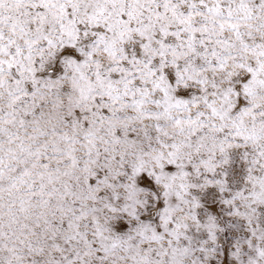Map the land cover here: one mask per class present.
I'll use <instances>...</instances> for the list:
<instances>
[{
    "label": "snow or ice",
    "instance_id": "6c2138e0",
    "mask_svg": "<svg viewBox=\"0 0 264 264\" xmlns=\"http://www.w3.org/2000/svg\"><path fill=\"white\" fill-rule=\"evenodd\" d=\"M0 264H264V0H0Z\"/></svg>",
    "mask_w": 264,
    "mask_h": 264
}]
</instances>
